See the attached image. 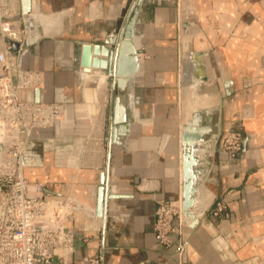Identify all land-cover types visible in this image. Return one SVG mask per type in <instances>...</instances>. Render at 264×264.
Returning <instances> with one entry per match:
<instances>
[{
  "label": "crops",
  "instance_id": "crops-1",
  "mask_svg": "<svg viewBox=\"0 0 264 264\" xmlns=\"http://www.w3.org/2000/svg\"><path fill=\"white\" fill-rule=\"evenodd\" d=\"M34 1L28 21L20 0H0V25L24 27L19 64L44 77L43 88L19 98L64 105L62 119L31 136L24 175L52 197L93 209L92 225L80 214L68 223L76 238L70 264L92 256L102 264H177L178 242L181 264H264V0H142L131 40L140 61L114 144L102 134L112 105H98L79 47L114 37L117 48L136 0ZM186 82L188 91L217 99L216 134L197 158L195 193L202 190L207 205L196 215L193 204L182 224L175 219L172 245L163 248L153 224L158 201L182 197L181 126L189 113L178 94ZM225 129L242 132L235 158L218 148ZM221 199L226 215L215 218L209 209Z\"/></svg>",
  "mask_w": 264,
  "mask_h": 264
},
{
  "label": "built area",
  "instance_id": "built-area-1",
  "mask_svg": "<svg viewBox=\"0 0 264 264\" xmlns=\"http://www.w3.org/2000/svg\"><path fill=\"white\" fill-rule=\"evenodd\" d=\"M24 40L25 31L16 22L1 25L0 264H70L76 238L68 223L80 214L92 225L93 209L68 195L52 197L43 182L24 175V151L31 136L52 127L64 115L60 102L19 98L22 90L44 86L42 73L22 68L17 52L12 50V43L19 49ZM219 149L230 158L237 157L242 149L240 131L226 130ZM209 213L215 218L226 215L223 199L215 201ZM183 215L181 197L158 201L153 232L159 246L171 247L173 221L182 224ZM92 229L98 231V226ZM184 251L185 244L178 242L173 249L177 264H181ZM85 264H102V260L92 256Z\"/></svg>",
  "mask_w": 264,
  "mask_h": 264
},
{
  "label": "water",
  "instance_id": "water-1",
  "mask_svg": "<svg viewBox=\"0 0 264 264\" xmlns=\"http://www.w3.org/2000/svg\"><path fill=\"white\" fill-rule=\"evenodd\" d=\"M142 0H136L132 8L131 14L127 18L121 33L120 42L117 46V38L112 37L107 39L102 44L84 43L79 47L78 63L82 68H90L101 75L105 76L106 90L112 95V111L110 116V143H115L116 128L126 121V111L128 105V87L130 85L132 76L137 71V59L135 51L131 45L125 53L122 52L123 45L126 42L131 44L133 36L138 35L134 31V21L138 8ZM21 13L27 16L31 10L35 8L34 0H20ZM108 45L109 47H106ZM12 50L16 51L18 46L15 43L11 44ZM130 60L133 61V66H130ZM129 61V62H128ZM197 134H184L182 139L188 141L190 138H196ZM197 158L193 155L191 149L185 153L182 159V198L183 209L185 215H190L188 209L193 206V194L196 188L193 185V178L195 173L192 166H195ZM100 199L98 201V208L100 207Z\"/></svg>",
  "mask_w": 264,
  "mask_h": 264
},
{
  "label": "rangeland",
  "instance_id": "rangeland-1",
  "mask_svg": "<svg viewBox=\"0 0 264 264\" xmlns=\"http://www.w3.org/2000/svg\"><path fill=\"white\" fill-rule=\"evenodd\" d=\"M21 28L24 30L23 26H21ZM0 31H1V25H0ZM189 84L190 83L186 82L185 88L182 89L180 87V91L178 94V101H179L181 111L183 108L186 107V111L189 113L191 117L190 121H189L188 114L183 118L184 123L181 126V130H182L181 136L183 133L198 134L199 136L195 139H190L189 141L182 140V145H181L182 159L184 158L185 153H187L189 149H192L193 155L196 158L204 155L205 147L207 146V144L210 143L212 137L215 136L216 134L215 118L217 117V114H218V108L216 106L217 105L216 96L211 95L209 91L199 92L194 87L191 88V92H190L187 90V87L189 86ZM97 94H98L97 95L98 105H105L106 106L105 108H107L108 105H112V95L109 90L108 91L106 90L105 82L103 86L100 89H98ZM226 100L228 102L229 101L231 102L232 94L231 95L229 94ZM221 101L224 102L223 99ZM110 116H111V113L109 111V108H107V110L105 111L103 122H102L103 123L102 134H103L104 140L108 139ZM226 130L228 129L221 131L220 134L218 135V140H217L218 148H219V141L222 135L226 132ZM229 130H234V129H229ZM239 131L242 134L241 130ZM199 164L200 163L198 162V159H197L196 165L192 166L193 171L196 172L195 177L193 178L194 186L195 184H197V180L199 177L198 175L199 174L198 173ZM195 196H196V193L194 194L193 198H194V204L196 205V208H197V202H196L197 199L195 198ZM191 209L192 207L188 209L189 213ZM194 211L196 215H199L202 213V211L199 213L197 209H195ZM190 215L187 216L184 214L183 220L185 219L187 221L189 218H191Z\"/></svg>",
  "mask_w": 264,
  "mask_h": 264
},
{
  "label": "bare ground",
  "instance_id": "bare-ground-1",
  "mask_svg": "<svg viewBox=\"0 0 264 264\" xmlns=\"http://www.w3.org/2000/svg\"><path fill=\"white\" fill-rule=\"evenodd\" d=\"M182 0H179V2H180V6H181V2ZM25 18H26V20H30V18H31V16H30V13L27 15V16H25ZM185 32H186V30H185ZM0 44H1V41H0ZM129 48H131V44L130 43H128V42H126V44L125 45H123V48H122V52L123 53H125ZM137 61H139V60H137ZM85 69H87V70H89L90 71V80L93 82V84L96 86V88H97V90L98 89H100L102 86H103V84H104V82H105V76L104 75H101L99 72H97V71H95V70H93V69H90V68H85ZM186 71V70H185ZM137 77V76H136ZM133 79H135V78H133ZM184 134H188V135H193V134H189V133H183L182 134V136L184 135ZM199 135L197 134V137H198ZM196 137V138H197ZM190 139H195V138H190ZM189 139V140H190ZM188 140V141H189ZM192 150V149H191ZM193 152V151H192ZM193 181V180H192ZM182 183H183V179H182ZM194 185V184H193ZM201 189H203V188H201ZM205 189V188H204ZM202 191V190H201ZM200 191V189H199V191H197V193H196V196H195V198L197 199L196 200V202H197V211L200 213L201 211H202V209L204 208V205H207L206 203H207V200H206V198L204 197V195H203V193ZM205 191V190H204ZM207 193V192H206ZM195 194V193H194ZM194 194H193V197H194ZM209 194V193H208ZM207 197V196H206ZM181 201H182V204H183V198L181 197ZM206 202V203H205ZM193 204H194V198H193ZM191 208V207H190ZM189 208V209H190ZM191 217V216H190Z\"/></svg>",
  "mask_w": 264,
  "mask_h": 264
}]
</instances>
